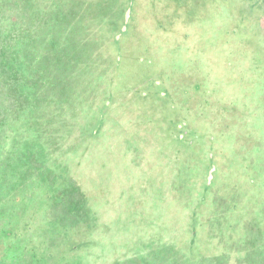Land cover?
<instances>
[{
	"label": "rangeland",
	"instance_id": "1",
	"mask_svg": "<svg viewBox=\"0 0 264 264\" xmlns=\"http://www.w3.org/2000/svg\"><path fill=\"white\" fill-rule=\"evenodd\" d=\"M0 264H264V0H0Z\"/></svg>",
	"mask_w": 264,
	"mask_h": 264
},
{
	"label": "crops",
	"instance_id": "2",
	"mask_svg": "<svg viewBox=\"0 0 264 264\" xmlns=\"http://www.w3.org/2000/svg\"><path fill=\"white\" fill-rule=\"evenodd\" d=\"M139 180H140V179H139ZM139 180L137 181V186H138L139 184H141V181H139ZM129 184L132 185L133 187L135 186V185H134L133 183H131V182H130ZM134 188H135V187H134ZM133 190H134V189H133ZM143 191H144V190H143ZM129 192H130V191H129ZM133 193H135V190L133 191ZM130 198H132L133 200L135 199V198H133V197H131V196H130Z\"/></svg>",
	"mask_w": 264,
	"mask_h": 264
},
{
	"label": "trees",
	"instance_id": "3",
	"mask_svg": "<svg viewBox=\"0 0 264 264\" xmlns=\"http://www.w3.org/2000/svg\"><path fill=\"white\" fill-rule=\"evenodd\" d=\"M181 161V160H180Z\"/></svg>",
	"mask_w": 264,
	"mask_h": 264
}]
</instances>
